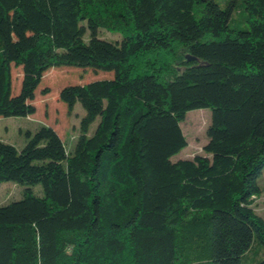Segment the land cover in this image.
<instances>
[{"label": "trees", "instance_id": "1", "mask_svg": "<svg viewBox=\"0 0 264 264\" xmlns=\"http://www.w3.org/2000/svg\"><path fill=\"white\" fill-rule=\"evenodd\" d=\"M235 1L0 0V117L35 114L53 67L113 72L61 89L86 111L71 152L48 125L0 140V182L26 185L0 205V264H244L254 241L264 264V0H243L245 29ZM203 108L204 154L173 160Z\"/></svg>", "mask_w": 264, "mask_h": 264}, {"label": "rangeland", "instance_id": "2", "mask_svg": "<svg viewBox=\"0 0 264 264\" xmlns=\"http://www.w3.org/2000/svg\"><path fill=\"white\" fill-rule=\"evenodd\" d=\"M228 0H217L225 7ZM243 0L235 1L232 12L230 26L233 29H245L248 22L243 10ZM101 36L108 39L119 38L118 34L107 30L101 32ZM187 53L182 49L178 53L176 63L181 61ZM13 92L19 93L23 78L22 68H13ZM113 77V72L76 66L53 67L45 72L42 82L36 90V98L33 103L36 106V113L28 117H0V140L8 142L18 149L26 143L25 132L35 131L41 125L53 127L64 140L67 149L71 152L80 133V122L86 111L80 102H77L72 111L60 99V91L63 87L71 84H86L94 80L109 79ZM99 122V118L94 121L89 129V135L93 134ZM211 122V110L209 108L191 110L187 113L185 121L181 123L182 130L188 140V146L180 153L172 157L177 159H192L197 154H204V146L208 142L207 128ZM259 185L263 192L254 198L253 208L264 217V171L260 176ZM26 185L18 184L14 181L0 182V205L20 200ZM35 194H42L40 185L31 186ZM262 246L254 241L253 249L249 253V259L244 260V264H255L262 256ZM263 251V250H262ZM257 262V261H256Z\"/></svg>", "mask_w": 264, "mask_h": 264}, {"label": "water", "instance_id": "3", "mask_svg": "<svg viewBox=\"0 0 264 264\" xmlns=\"http://www.w3.org/2000/svg\"><path fill=\"white\" fill-rule=\"evenodd\" d=\"M187 59H188L189 61L193 60V58H192V57H189V56L187 57Z\"/></svg>", "mask_w": 264, "mask_h": 264}]
</instances>
